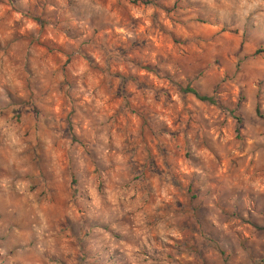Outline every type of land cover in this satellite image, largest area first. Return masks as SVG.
<instances>
[{
	"label": "clouds",
	"instance_id": "clouds-1",
	"mask_svg": "<svg viewBox=\"0 0 264 264\" xmlns=\"http://www.w3.org/2000/svg\"><path fill=\"white\" fill-rule=\"evenodd\" d=\"M136 2L120 0L123 8L129 9L130 20L126 21L118 0H74L75 4L87 5L89 9L82 20L76 15L71 17L79 30L76 36L81 43L94 42L93 33L99 28L104 40L114 37L119 44L128 45L127 48L118 44L107 51V55L103 48L81 49L79 59L73 60L59 46L63 40L57 41V31L52 23L47 24L38 45L29 43V50L33 47L45 49L44 55L36 54L42 66L41 74L56 67L48 58L50 49L45 41L55 45L64 65L71 66L70 75L79 89L77 96L67 100L55 85L44 93L50 112L63 118V135L57 134L56 139L38 133L34 124L31 131L24 125L23 111L34 102L30 99L32 90L28 89L22 74L31 77L32 58L16 47L27 34L40 32L45 20L29 18L18 35L13 32L0 34V177L8 181L0 184V216L13 212L20 216L22 212L27 218V227L23 230L29 233L28 246L33 229L40 242L57 246L59 225L55 221V197L59 187L66 195L59 203L63 210V225L74 235V221L87 217L93 222V230L108 242V257H116L117 264H155L157 257L170 258L169 264H177L182 255L185 264H190L192 256L177 250L185 240L183 232L175 220L169 219L171 213L166 211L169 204L178 209L184 207L181 200L175 198L181 181H187L191 187L197 179H206L208 184H230L251 196L264 197V173L260 171L264 167V150L253 148L254 144H264V135L246 134L247 122L243 118V110L247 109L256 120H264V94L260 93V88L264 87V67L257 65V61L264 64L261 60L264 47L257 45L254 60L248 65L247 72L253 79L233 82L230 89L216 83L213 96H208L201 91L198 81L209 69L206 66L197 68L190 74L191 65L185 66L180 59L171 60L165 45L169 41L176 42L172 50L186 58L180 45L195 43L199 46L200 41H204L205 47L200 49L197 61L204 64L203 57L210 41L226 31L240 35V28L244 26L255 30V16H264V0H168L167 3L139 0L140 7H136ZM67 4L68 0H45L46 12L61 14ZM205 4L208 9L202 10ZM177 7L183 16L179 20L170 15ZM233 8L257 11L247 21L232 16L219 22L206 18L210 9ZM74 12L79 14L82 10L76 8ZM3 13L4 5L0 3V16ZM154 20L159 22L156 27ZM202 25H210L214 31L207 36L194 31ZM61 34L69 40L75 39L69 30H63ZM137 49H141L142 54L134 55ZM241 51L237 49V52ZM109 57L119 58V71L110 74L111 79L117 81L113 92L108 91L105 83V75L112 63ZM241 59L237 57V64ZM169 63L171 68L166 67ZM214 63L218 68L223 67L220 60ZM122 72L127 74L121 75ZM224 79L220 77L221 81ZM246 85L256 90L251 99ZM49 96L56 99L50 100ZM74 106H78L84 116L76 121L74 136L87 138L95 146L91 155L83 144H73L72 137L67 135V113L74 112ZM119 117L124 118L122 126L118 123ZM152 122L158 127L152 129ZM38 135L40 151L32 153L35 168L31 172L54 185L47 190V197L30 180H13L16 173L30 171L25 167L26 153L30 148L36 149ZM161 137L172 142L171 156L175 163L167 159L168 149L159 146ZM241 145H244L243 149ZM72 148L76 153L72 157L75 168L82 169L87 177L86 198L80 197L85 200L84 210L76 199L79 171L73 179L63 163H57ZM93 160L100 162V174H97V164L92 163ZM133 161L138 165L135 170ZM145 162L148 175L142 174ZM41 164L45 165L43 169ZM243 194V191L237 192L238 196ZM185 195H188L187 190ZM10 227L14 232L22 230L20 224ZM36 246L39 247V243ZM23 247V244L13 245L7 254ZM2 255L5 253L0 252Z\"/></svg>",
	"mask_w": 264,
	"mask_h": 264
},
{
	"label": "rangeland",
	"instance_id": "rangeland-1",
	"mask_svg": "<svg viewBox=\"0 0 264 264\" xmlns=\"http://www.w3.org/2000/svg\"><path fill=\"white\" fill-rule=\"evenodd\" d=\"M52 2V0H48ZM150 3H159L161 0H148ZM167 3L168 0H162ZM4 5V13L0 16V34H7L13 32L19 34L21 28L25 26L28 19H44L45 25L40 32L33 31L27 34L26 39L20 40L16 47L22 51L27 52L31 57L32 75L29 77L24 75L28 82V89L32 90L30 99L34 102L32 107L23 111L24 125L31 131L33 124L36 131L43 135H51L56 139L57 134L63 135V118L56 117L48 108L44 100V93L51 90L55 85L61 92H63L65 99L68 97H75L79 93V89L75 85L74 78L70 75L69 65H64L63 57L56 50V46L50 42L45 41L50 52L47 53L48 58L55 62L56 67L49 70V72L42 73V66L39 62V55H44L45 49L43 47H33L29 50V43L38 45L43 39L47 24L52 23L53 29L57 31V41L63 40V44L59 45L70 59L78 60L81 49L91 51L94 48H103L110 51L115 48L119 41L114 37H108L104 40L103 33L99 28L93 33L94 42L81 43L76 33L79 31L74 26L72 15H76L77 19H84V14L89 11L87 5H77L74 0H68V4L63 8L61 14H48L46 12L45 0H0ZM118 4L123 8V4L118 0ZM140 3L136 2V7H140ZM76 8L82 10L77 14L74 12ZM208 9V5L202 6V10ZM128 8H123L125 20H130L127 15ZM195 11V9H193ZM257 9L247 10L244 8H233L232 10H216L210 9L207 12L208 19H215L217 22L227 20L229 16L233 18L243 17L247 21L250 17L255 15ZM94 16L99 15L93 13ZM159 15V14H157ZM174 15L176 19H182V10L177 7ZM256 28L250 30L247 26L240 28V35H233L231 31H226L219 38L210 41L207 44V50L203 57L204 64L198 63L200 49L205 47V42L200 41V45L195 43L189 45H180L187 54L186 58L182 57L179 51H173V41H169L165 47L169 49L171 60H182L185 66L191 65L189 72L195 71L197 68L207 67V71L198 81L201 91L208 96H213V85L221 83L224 88H231L233 82L243 80L245 82L253 79L247 72L248 65L254 60L253 53L257 45L264 47V16H255ZM159 22L154 20V27ZM162 26V25H161ZM237 27H240L239 25ZM63 30H69L75 39L69 40L68 37L63 36ZM200 35L207 36L214 31L212 26H198L194 29ZM121 48H127L126 44H119ZM237 49H242L237 52ZM39 54V55H36ZM142 54L141 49L135 50L134 55ZM237 57H242L240 63L237 64ZM109 67L108 74L105 75V83L108 84V91L113 92L117 81L111 79L112 72H118V60L113 59ZM220 60L223 67L218 68L215 61ZM264 60V58H261ZM258 68L264 67L257 61ZM171 63L166 67L171 68ZM63 67V71L61 68ZM131 72V69H128ZM126 75V72L120 73ZM220 77H225L223 81ZM135 83V81H134ZM191 88V85H188ZM247 95L251 99L256 91L250 85H246ZM260 93L264 94V87L260 88ZM234 95V94H233ZM223 96V94H221ZM48 99L55 100L56 97L49 96ZM191 99V97H189ZM118 102V101H117ZM75 111L67 113L69 122L68 136L73 139V144L79 146L84 145V149L89 155L92 154L94 145L90 143L87 138L77 139L74 136L73 130L76 128V121L84 119L81 110L78 106H74ZM38 109V110H34ZM243 118L247 122L246 134L256 136L257 133L264 135V120H256L250 110H243ZM124 118L119 117L118 123L123 125ZM133 123L138 121L133 120ZM152 129L158 127L154 122L150 124ZM148 129H146L147 135ZM66 143V140H65ZM40 136H37L36 149H29L26 153L28 160L25 161V167H29L28 173H16L13 180L16 178L30 180L33 184L39 187L45 197L48 195V189L54 187L52 182H44L39 176L32 175L31 170L35 168V157L33 152L40 151ZM160 147L167 148L170 155L167 157L170 161L175 163L171 153L173 152L172 142L165 138H160ZM244 145H241L243 149ZM253 148H260L264 150V144H254ZM76 155L75 148L68 153L67 156L62 157L57 163H63L68 169V173L73 179L76 178L77 171H79V180L77 182V189L79 195L76 199L79 201V206L82 210L85 208V200L80 199L81 196L86 198V182L87 177L84 171L77 170L74 165L72 157ZM264 157V151H262ZM159 162V157H157ZM92 163L97 164L96 172L100 174V162L93 160ZM133 170L137 168V162L133 161ZM5 167L7 165L5 164ZM45 167L41 164V168ZM147 163L145 162L143 175H148ZM264 173V167L260 169ZM8 181L0 177V184H7ZM58 187V186H57ZM187 190L188 195H185ZM243 191V196H238L237 192ZM151 196V194H149ZM57 199V215L55 221L59 227L57 231V246H49L46 243L40 242L35 236V229L32 233L31 245L28 246L29 233L23 229L27 227V218L21 212L20 216L13 212L11 215L0 216V252L5 255L0 256V264H117L116 257H108V242L93 230V222L87 220V217H82L81 220H75V234L73 235L67 226L63 225V210L59 203L66 198L65 193L59 191ZM176 199L181 200L184 207L178 209L174 204H169L166 211L171 213L169 219L175 220L180 227L185 240L182 244L177 246V250L181 254L192 256L190 264H264V197H254L248 194L244 189H237L230 184H208L206 179H197L193 186L189 187L187 181H181L180 187L176 189ZM90 214V213H89ZM83 221V222H82ZM12 224H20L21 231L14 232L10 227ZM38 227V225H37ZM39 243V247L36 245ZM25 245L18 251L13 250L12 254H7L8 250L13 245ZM169 260L162 258H155V264H169ZM177 264H185L184 255L177 261Z\"/></svg>",
	"mask_w": 264,
	"mask_h": 264
},
{
	"label": "trees",
	"instance_id": "trees-1",
	"mask_svg": "<svg viewBox=\"0 0 264 264\" xmlns=\"http://www.w3.org/2000/svg\"><path fill=\"white\" fill-rule=\"evenodd\" d=\"M137 2H139V0H137ZM189 90H191V88H189Z\"/></svg>",
	"mask_w": 264,
	"mask_h": 264
}]
</instances>
